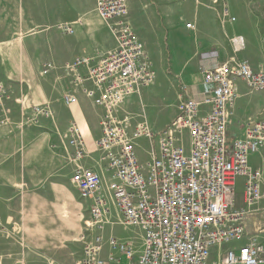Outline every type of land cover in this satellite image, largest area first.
<instances>
[{
  "label": "built area",
  "instance_id": "1",
  "mask_svg": "<svg viewBox=\"0 0 264 264\" xmlns=\"http://www.w3.org/2000/svg\"><path fill=\"white\" fill-rule=\"evenodd\" d=\"M96 10L111 27L117 45L68 62L64 69L71 86L59 99L69 107L83 93L105 110L96 147L109 178L79 164L71 180L89 201L79 264H264V227L249 235L247 212L235 202L237 179L243 177L244 204L258 214L264 209V167L253 163V157L264 163V104L258 117L248 116L242 122V135L229 139L228 134L241 83L250 92L264 93V65L254 67L247 59L232 57L203 68V83L209 90L201 99L181 97L177 116L155 130L147 121L136 122L123 107L129 97L154 83L157 75L129 19L128 2L97 0ZM224 14L230 16L228 8ZM187 27L196 25L188 22ZM64 30L74 32L68 25ZM81 67L87 68V75L80 73ZM53 69V63H46L42 74ZM11 100L20 105L22 124L54 118L50 102L28 106L21 98L16 100L0 73L1 121L10 119ZM62 134L67 145L75 147L77 157L87 153L76 122ZM143 139L150 143L145 161L138 155ZM113 218L125 227L140 229L139 256L131 240L114 234L104 238L97 231ZM106 247L109 251L104 256Z\"/></svg>",
  "mask_w": 264,
  "mask_h": 264
},
{
  "label": "crops",
  "instance_id": "2",
  "mask_svg": "<svg viewBox=\"0 0 264 264\" xmlns=\"http://www.w3.org/2000/svg\"><path fill=\"white\" fill-rule=\"evenodd\" d=\"M224 1L242 20L238 28L244 31L238 35L251 37V30L256 32L258 23H264L263 11L259 16L250 12V6L261 5L264 0ZM127 2L129 18L137 24L138 13L132 11V6L150 5L147 14L153 17L152 21H155L156 10L164 14L160 20L167 33L166 42L174 40L167 46L168 64L176 72L175 81L180 83L179 97L201 99L209 90L203 83L202 69L216 67L234 57V51L226 46V33L232 32L221 25L220 13L213 10L212 0ZM96 4L97 0H0V7H8V17L12 23L20 25L22 32L21 45L20 37L16 41L19 43L14 44L18 35L15 25V32L6 31L0 36V73L4 81L13 88L16 100L21 98L28 106L50 102L54 107L53 119L44 118L33 125L22 124L20 105L11 100L8 103L10 119L0 124V264H79L89 201L81 197L71 181L73 161L75 167L82 164L102 173L106 180L109 178L96 147L105 110L95 106L83 93H79L78 103L69 107L63 106L59 99L71 86L64 69L68 62L82 55L95 56L98 51L107 52L116 46L113 31L97 12ZM185 17L196 24V31L185 27ZM1 19L0 16V22ZM65 24L74 32L67 33L62 27ZM16 53L23 55L22 61L20 56L14 59ZM152 59L164 70L162 52L159 58ZM49 62L55 69L43 75L42 70ZM32 71L39 72V75L34 73L37 80ZM79 71L87 75L86 67ZM87 85L92 87L91 82ZM244 88L247 90L241 83V92ZM20 91L22 94L18 97ZM246 95L241 94L236 101V117L229 126V139L240 136L231 138L234 131L243 133L242 122L248 116L242 112L251 108L246 106ZM255 96L258 112L263 106L264 94L256 93ZM248 104L254 103L249 101ZM30 112L29 108L27 114ZM71 122L79 125L86 144L87 153L81 159L76 158V149L67 145L62 134ZM166 125L151 126L160 130ZM143 140L138 148L141 161L148 158L142 159L141 152L150 149L143 146ZM260 163L264 167V163ZM108 251L106 247L103 255L107 256Z\"/></svg>",
  "mask_w": 264,
  "mask_h": 264
},
{
  "label": "rangeland",
  "instance_id": "3",
  "mask_svg": "<svg viewBox=\"0 0 264 264\" xmlns=\"http://www.w3.org/2000/svg\"><path fill=\"white\" fill-rule=\"evenodd\" d=\"M261 5L256 4V6H252V7L250 6V12L258 16L261 15V13L259 14L260 11H263V14H264V1L261 3ZM138 8L137 6L135 7L132 6V11H136L134 12L136 15L138 13L139 23L137 24L135 23V21H132L130 18L129 19L131 23L133 22L132 25L134 26L135 30L140 35L144 43L146 44L149 54L155 59H157L159 58L160 53L161 52L163 53L164 60H165V62L163 63L164 70L159 69V67L155 65L154 63L155 67L157 66L156 68L158 69L154 83L142 89L140 94H135L129 97L124 103L123 107L125 111L130 113L129 115H132V117L134 118L136 122L147 121L152 126H160V125L164 126L168 124L169 122H171L177 116V113H178L177 105L181 98L179 97L180 95L179 84L180 83L175 81L176 72L173 71L171 66H169L168 64V56L170 53H168L167 46H169L170 43L173 44L174 40L171 38V41L166 42L167 33L164 32L165 29L164 27L162 28V22L160 20V17L162 18L164 14H161L159 10H156L157 12L154 18L155 21H152L153 17L147 14V11L150 9V5L149 7H147L145 3L143 6H138ZM212 8L213 10H217L220 13L221 25L228 32L229 30L232 32V34H230V32L226 33L228 35V37L226 38L227 40L226 46L227 48L229 47L230 50L234 51L233 52L234 57L237 59H249L254 65H258V66L264 65V23L263 22L258 23L256 32H254L253 29L251 30L250 32V34H252L251 37L247 35L242 36L243 34L238 35L239 33H242L244 31V29L242 30L238 28L239 24L241 25L240 21L242 20L241 18H239L238 15L235 14V12L232 11L231 6L226 1L222 0L219 3H214ZM226 8H228V11L230 13L229 17L225 16L224 14ZM140 10L143 11L142 17L140 16V13L142 12ZM7 12H8L7 6L0 7V16L2 18L0 22V28H1L0 36H2L3 33L6 31L8 32L10 31V33L15 32V28H16L18 31V35L16 34L17 37L14 40V44L19 43L16 41L20 37V45H21V37H22V32L20 33L21 27L16 22L12 23L11 17L10 16L8 17ZM230 17H235V20H232ZM135 18L136 17L133 16V20ZM156 19L160 21H157ZM136 21H137V18H136ZM188 22L194 23L191 18L185 17L184 18L185 27L190 31H196L197 27H195L194 29L187 27ZM14 25H15V28H14ZM1 30L3 32H1ZM240 42H242V44H240ZM18 56H20V59L22 61L23 55H21L20 53H16L14 55V59L15 57L17 59ZM34 73L36 75H39V72L38 73L37 71L31 72L32 76L35 77L34 79L37 80V77L34 76ZM15 78L16 76H14V79ZM256 93L258 92H250L246 90L245 88L242 89L241 94H244V95L247 94L246 96H244L245 97L244 100L246 101V104H247L246 106H251V108L248 107L247 110L245 109L243 110L242 113L245 116L246 115L256 116L262 109V105H261V108L258 110V112L256 111V108H257V105L255 104L257 100L255 96ZM21 94L22 93L20 91V94L18 95V97ZM249 101L253 102L254 104L253 105L248 104ZM263 104H264V100H263ZM123 113L124 112H122V115ZM142 114L143 116H140ZM245 116H242V118ZM41 119H44V117H41L40 120ZM50 119H53V118H50ZM1 120L2 118L0 119V124L7 123V121H1ZM234 135H242V132L240 130L238 132L234 131L230 134V137L233 138ZM142 143L144 147L146 148L150 147L148 140L147 141L143 140ZM147 151L148 150H146L145 152L144 150L141 152L142 159L144 160L148 156ZM73 163H74V170H75L76 168L75 161H73ZM253 163L256 166L258 165L260 166L261 164L260 158L255 157V159H253ZM86 168L93 169L91 167H86ZM74 170L71 174V180H72V175L74 173ZM244 184H245V179L243 177H239L236 183L235 202H236V207L246 210L247 212L246 226H247V231L249 232V235H251L255 233L256 230L259 229V227H264V219H263L264 209L262 211V214H258L259 212L257 211L255 212L254 209H248V207L244 204V201H243ZM97 231L101 233L104 238H108L110 235L114 234L123 240H131L132 243L137 247L136 248L137 255L139 256V254L141 253L142 233L140 229L135 228V227H125L119 222V219L113 218V221L111 222L101 223V227H98ZM82 247H83V244H82Z\"/></svg>",
  "mask_w": 264,
  "mask_h": 264
},
{
  "label": "bare ground",
  "instance_id": "4",
  "mask_svg": "<svg viewBox=\"0 0 264 264\" xmlns=\"http://www.w3.org/2000/svg\"><path fill=\"white\" fill-rule=\"evenodd\" d=\"M106 22H107V21H106ZM65 25H66V24H65ZM65 25H63L62 27L64 28ZM108 25H109V24H108ZM110 28H111V27H110ZM133 29H134V28H133ZM114 37H115V36H114ZM116 45H117V42H116ZM140 93H141V92H140ZM140 93H136V94H140ZM133 95H135V94H133ZM30 110H31V109H30ZM74 148H75V147H74ZM84 156H85V155H84ZM84 156H82V157H77V151H76V158H77V159H81V158H83ZM77 165H79V164H77ZM77 165H76V166H77ZM81 166H83V165L81 164Z\"/></svg>",
  "mask_w": 264,
  "mask_h": 264
}]
</instances>
